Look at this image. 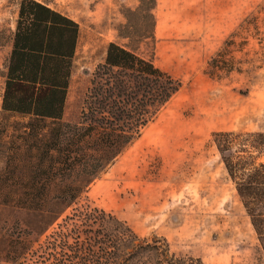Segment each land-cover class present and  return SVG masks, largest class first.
Returning <instances> with one entry per match:
<instances>
[{
  "label": "rangeland",
  "instance_id": "obj_1",
  "mask_svg": "<svg viewBox=\"0 0 264 264\" xmlns=\"http://www.w3.org/2000/svg\"><path fill=\"white\" fill-rule=\"evenodd\" d=\"M39 1L79 26L63 122L80 121L92 74L110 42L150 59L180 88L139 137L81 184L69 206L52 200L58 185L18 183L35 178L30 161L41 156L42 147L19 138L15 123L27 119L0 112V264H34L35 251L67 216L94 208L140 238L165 239L177 257L264 264L214 142L221 131L239 134L235 155L264 161V152L238 151L247 147V133H264V0H155L153 27L145 13L135 17L137 29L130 32L124 27L127 11L136 10L139 0ZM18 2L0 0V102ZM40 189L51 200L44 214L18 200Z\"/></svg>",
  "mask_w": 264,
  "mask_h": 264
},
{
  "label": "trees",
  "instance_id": "obj_2",
  "mask_svg": "<svg viewBox=\"0 0 264 264\" xmlns=\"http://www.w3.org/2000/svg\"><path fill=\"white\" fill-rule=\"evenodd\" d=\"M154 5L155 0H139L136 10H128L127 32L137 29L135 17L145 13L153 27ZM78 34V23L68 15L39 0H19L0 102V112L27 119L15 123L21 141L31 138L39 150L42 147L41 156L30 161L35 178H20L18 183L32 188L58 185L52 200L65 206L74 203L82 183L139 137L180 88L177 79L150 59L110 42L92 74L80 121L63 122ZM44 130L46 135L41 134ZM236 139L239 134L228 131L214 134L264 254V161L235 155ZM245 142L247 147L239 145L238 151L264 152L263 132L247 133ZM49 198L36 191L18 200L44 214ZM33 255L34 264H201L199 259L175 256L165 239L140 238L123 221L97 208L67 216Z\"/></svg>",
  "mask_w": 264,
  "mask_h": 264
}]
</instances>
